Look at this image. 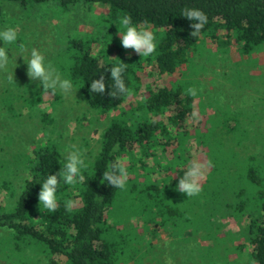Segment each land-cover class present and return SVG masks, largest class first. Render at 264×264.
<instances>
[{
	"label": "trees",
	"instance_id": "trees-1",
	"mask_svg": "<svg viewBox=\"0 0 264 264\" xmlns=\"http://www.w3.org/2000/svg\"><path fill=\"white\" fill-rule=\"evenodd\" d=\"M0 1L30 12L46 7L92 12L103 6L111 23L98 39L68 35L49 62L72 81L95 115L108 116L96 153L84 158V180L60 185L54 212L39 207L37 197L40 183L61 169L64 148L53 137L51 114L60 96L31 80L0 74V155L8 154L2 145L21 141L23 146L0 159V193L6 195L0 200V233L16 262L26 256L45 264H136L142 257L137 246L152 247L141 233L158 237L163 231L170 236L167 247L176 244L181 250L180 264H238L231 257L241 254L248 264H264V160L247 153L252 131L241 111L205 118L199 102L195 106L197 94L189 93L194 85L184 76L191 54L207 41L217 50L235 46L242 57L264 51V0ZM186 9L207 16L196 36L190 26L195 21L183 16ZM125 15L154 33L151 55L127 54L121 41L114 53L106 47L121 33ZM119 59L125 63V84L134 91L131 98L109 95L116 92L109 69ZM146 68L152 71L148 75ZM174 74L184 79L163 85L156 80ZM101 76L105 91L91 92L90 83ZM27 118L37 119L38 127L29 129ZM191 148L205 168L201 191L188 197L175 189ZM121 157L128 173L125 186L101 182ZM69 199L74 200L70 209L65 207ZM231 220L236 232H223ZM170 251L167 259H177Z\"/></svg>",
	"mask_w": 264,
	"mask_h": 264
},
{
	"label": "rangeland",
	"instance_id": "rangeland-1",
	"mask_svg": "<svg viewBox=\"0 0 264 264\" xmlns=\"http://www.w3.org/2000/svg\"><path fill=\"white\" fill-rule=\"evenodd\" d=\"M0 12V29L11 26L18 34L16 41L18 45L16 43L15 45H4L8 49L11 59L6 67L0 68V74H5L9 78L15 77L20 81L31 80L27 75V65L23 58L19 57L21 47L25 49V54L30 49L36 48L48 62H51L64 45L68 35L92 36L98 39L111 26L105 15L106 8L103 6H95L92 12L85 11L83 8L64 12L53 7L30 12L21 10L15 4L0 1ZM119 34L116 35L117 38H110L109 44L106 46H109L112 53L116 50L114 44L121 41ZM0 46H3L2 43ZM124 50L127 54H136L132 49ZM144 72L148 75L152 71L146 68ZM184 73L185 78L189 79V82L197 90L195 106L199 102L205 118L241 111L242 118L249 124L248 129L252 131L247 142L249 147L247 153L257 155L264 160V51L242 57L236 52L235 46H230L226 51L224 49L217 50L213 44L207 41L191 54V61L186 66ZM184 76L179 77L178 74H174L156 80L159 85H163L180 80V78L184 79ZM33 82L41 87L38 80ZM23 89L25 88L23 87ZM143 91V87H141V92ZM56 92L60 96V103L51 111L54 118L53 137L64 148L63 158L73 146L80 150L83 158H90L96 153L100 132L106 125L108 116L102 118L95 115L74 87L67 93ZM139 99L138 95L131 101ZM47 110L49 111V107ZM26 120L29 129L38 127L37 119L27 118ZM195 124L194 121L187 126L191 127ZM20 133L23 134L22 131ZM14 142L2 145L3 153L8 152L3 156L6 159L12 156L13 150L11 149L15 151L23 148L18 143L21 141ZM189 153V163L193 160L200 162L193 148ZM1 155L0 159L4 160L5 158ZM186 168L177 174V179ZM202 180L199 181V184ZM14 186L17 188L16 184ZM5 196L3 192L0 193V200L5 199ZM236 230V224L231 220L225 225L223 232H236ZM137 232L140 234L139 230ZM141 235L145 240L150 241L152 247L146 249L145 245L137 246L142 257L136 264H172L173 261L180 264L182 252L176 248V244L173 246L169 244L168 247L171 250L170 254L177 256V259H174L175 257L172 258L173 261L167 259V244L170 241V236H167L166 232H159L158 237L143 233ZM6 237L5 233H0V264H45L41 258L28 260L26 256L19 257L24 262H16V258L4 247L3 240ZM181 237L178 239L183 240ZM231 258H234L238 264H248L245 254L234 255Z\"/></svg>",
	"mask_w": 264,
	"mask_h": 264
},
{
	"label": "clouds",
	"instance_id": "clouds-1",
	"mask_svg": "<svg viewBox=\"0 0 264 264\" xmlns=\"http://www.w3.org/2000/svg\"><path fill=\"white\" fill-rule=\"evenodd\" d=\"M183 16L189 21L193 31L192 36L199 34L200 30L207 23V16L198 9H186ZM121 25V45L124 49H132L140 56H149L156 49L155 35L147 27H139L132 23L129 16L125 15L120 18ZM18 39V34L15 28L8 26L0 29V68H4L10 61L9 51L4 45H15ZM25 64L27 65V75L32 81H39L42 88L50 89L52 94L56 91L67 93L74 85L70 79L62 78L61 75L54 69V67L46 60L45 56L36 48L30 49L25 54V49L21 47V55ZM125 63L120 59L109 69L111 80L113 81L116 92H111L109 95L115 96L117 93L124 94L131 98L134 95L133 89L125 84L123 72ZM14 76V73H13ZM90 91L96 93H103L105 91L104 77L94 79L90 83ZM189 93L195 96L197 93L195 89H189ZM196 113H193L195 116ZM61 169L47 175V177L40 183V191L38 193L39 207L54 212L58 206V190L61 184L75 185L79 181L84 180L81 175L83 169L88 167L82 157L81 152L71 147L63 160L60 161ZM212 162L207 161V167H211ZM205 164L196 160L191 161L186 170L183 171L176 184V191L186 194L188 197L197 195L201 191L199 181L203 179ZM128 178L127 169L125 167V159L118 158L113 162L108 170L103 172L101 182H107L111 186L123 188ZM74 204L73 199L66 201L65 207L70 209Z\"/></svg>",
	"mask_w": 264,
	"mask_h": 264
}]
</instances>
